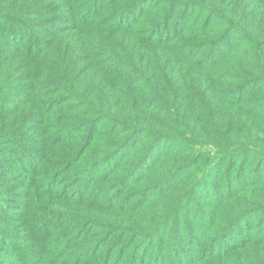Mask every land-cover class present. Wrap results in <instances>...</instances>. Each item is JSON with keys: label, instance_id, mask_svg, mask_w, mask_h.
<instances>
[{"label": "trees", "instance_id": "1", "mask_svg": "<svg viewBox=\"0 0 264 264\" xmlns=\"http://www.w3.org/2000/svg\"><path fill=\"white\" fill-rule=\"evenodd\" d=\"M164 253L264 264V0H0V264Z\"/></svg>", "mask_w": 264, "mask_h": 264}, {"label": "rangeland", "instance_id": "2", "mask_svg": "<svg viewBox=\"0 0 264 264\" xmlns=\"http://www.w3.org/2000/svg\"><path fill=\"white\" fill-rule=\"evenodd\" d=\"M155 158H156V157H155ZM155 158H154V159H155ZM150 161H151V159L149 160V163H150ZM253 219H258V216H256V218H255V216H254ZM159 253H160V252H159ZM161 254H162V253H161ZM164 255L166 256V258H165V260H164V264L170 262L171 259H173L172 257H168V254H167V253H164Z\"/></svg>", "mask_w": 264, "mask_h": 264}]
</instances>
